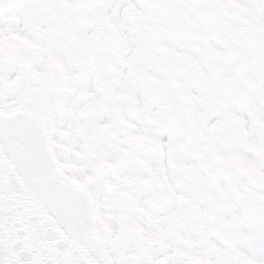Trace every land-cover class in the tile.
Returning <instances> with one entry per match:
<instances>
[{"label":"snow or ice","instance_id":"snow-or-ice-1","mask_svg":"<svg viewBox=\"0 0 264 264\" xmlns=\"http://www.w3.org/2000/svg\"><path fill=\"white\" fill-rule=\"evenodd\" d=\"M0 264H264V0H0Z\"/></svg>","mask_w":264,"mask_h":264}]
</instances>
